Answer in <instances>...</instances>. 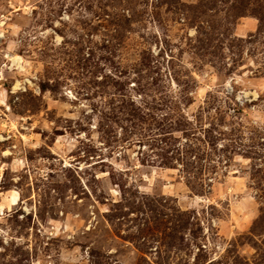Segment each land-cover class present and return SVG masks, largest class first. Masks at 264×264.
<instances>
[{
	"label": "rangeland",
	"instance_id": "374dc122",
	"mask_svg": "<svg viewBox=\"0 0 264 264\" xmlns=\"http://www.w3.org/2000/svg\"><path fill=\"white\" fill-rule=\"evenodd\" d=\"M0 264H264V0H0Z\"/></svg>",
	"mask_w": 264,
	"mask_h": 264
}]
</instances>
